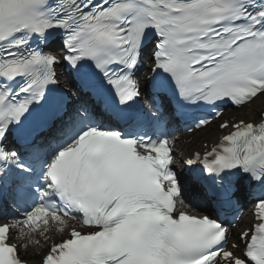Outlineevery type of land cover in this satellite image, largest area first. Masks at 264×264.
Wrapping results in <instances>:
<instances>
[{"label":"snow or ice","instance_id":"6c2138e0","mask_svg":"<svg viewBox=\"0 0 264 264\" xmlns=\"http://www.w3.org/2000/svg\"><path fill=\"white\" fill-rule=\"evenodd\" d=\"M261 96L264 0H0V264H264V114L185 155L172 127Z\"/></svg>","mask_w":264,"mask_h":264},{"label":"bare ground","instance_id":"6f19581e","mask_svg":"<svg viewBox=\"0 0 264 264\" xmlns=\"http://www.w3.org/2000/svg\"><path fill=\"white\" fill-rule=\"evenodd\" d=\"M253 105H249L247 108H243L241 113L243 115H247V116H253V113H254V109H253ZM218 133V130H217V125L215 124H211L210 126H208L206 129L204 130H201V131H197L194 132L193 134L191 135H187L185 138H189V137H192V141L191 142H185L181 137L179 138V141H178V145H177V153L178 155H185L189 152H191V150L193 149L194 145L196 144L197 141H199L200 139L204 138H208V137H212L214 135H216ZM216 137V136H215ZM178 166H181V165H178ZM246 213H247V210L245 211V214L243 215V219L241 220V223L242 225H244V222H245V217H246ZM52 236L54 237H58V233H56L55 231L51 232L50 233ZM41 243H43V241H41ZM22 254H23V251H22ZM31 259H35L31 256H29Z\"/></svg>","mask_w":264,"mask_h":264},{"label":"rangeland","instance_id":"374dc122","mask_svg":"<svg viewBox=\"0 0 264 264\" xmlns=\"http://www.w3.org/2000/svg\"><path fill=\"white\" fill-rule=\"evenodd\" d=\"M264 102V101H263Z\"/></svg>","mask_w":264,"mask_h":264}]
</instances>
